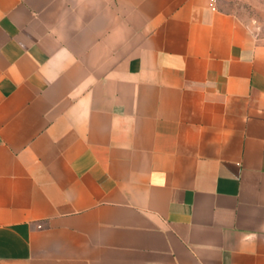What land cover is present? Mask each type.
<instances>
[{
    "label": "crops",
    "instance_id": "obj_1",
    "mask_svg": "<svg viewBox=\"0 0 264 264\" xmlns=\"http://www.w3.org/2000/svg\"><path fill=\"white\" fill-rule=\"evenodd\" d=\"M0 264H264V38L219 0H0Z\"/></svg>",
    "mask_w": 264,
    "mask_h": 264
},
{
    "label": "rangeland",
    "instance_id": "obj_2",
    "mask_svg": "<svg viewBox=\"0 0 264 264\" xmlns=\"http://www.w3.org/2000/svg\"><path fill=\"white\" fill-rule=\"evenodd\" d=\"M222 9L233 12L264 38V0H219Z\"/></svg>",
    "mask_w": 264,
    "mask_h": 264
}]
</instances>
